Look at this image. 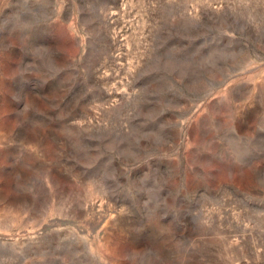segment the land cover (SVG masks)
Wrapping results in <instances>:
<instances>
[{
	"label": "rangeland",
	"instance_id": "1",
	"mask_svg": "<svg viewBox=\"0 0 264 264\" xmlns=\"http://www.w3.org/2000/svg\"><path fill=\"white\" fill-rule=\"evenodd\" d=\"M0 264H264V0H0Z\"/></svg>",
	"mask_w": 264,
	"mask_h": 264
}]
</instances>
